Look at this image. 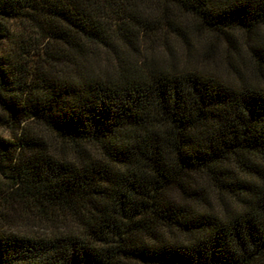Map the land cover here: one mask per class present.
<instances>
[{
	"label": "trees",
	"instance_id": "obj_1",
	"mask_svg": "<svg viewBox=\"0 0 264 264\" xmlns=\"http://www.w3.org/2000/svg\"><path fill=\"white\" fill-rule=\"evenodd\" d=\"M1 207L0 264H264V0H0Z\"/></svg>",
	"mask_w": 264,
	"mask_h": 264
},
{
	"label": "rangeland",
	"instance_id": "obj_2",
	"mask_svg": "<svg viewBox=\"0 0 264 264\" xmlns=\"http://www.w3.org/2000/svg\"><path fill=\"white\" fill-rule=\"evenodd\" d=\"M207 69L209 71H212L211 69L213 68L209 65ZM216 69H214V73L215 75H217V77H220L221 79H228V81L232 79L231 77H228L230 74L225 69H223L221 64H219V67L217 66ZM0 210L4 213L6 217L2 224L3 228L23 232H43L42 227L44 226L42 225V223L30 220V218L27 217L26 214H24V211L20 210L18 207H1Z\"/></svg>",
	"mask_w": 264,
	"mask_h": 264
}]
</instances>
